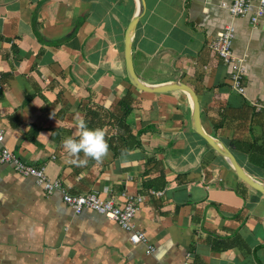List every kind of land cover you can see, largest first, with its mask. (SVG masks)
Returning a JSON list of instances; mask_svg holds the SVG:
<instances>
[{"label":"crops","instance_id":"obj_1","mask_svg":"<svg viewBox=\"0 0 264 264\" xmlns=\"http://www.w3.org/2000/svg\"><path fill=\"white\" fill-rule=\"evenodd\" d=\"M144 3L135 74L189 85L203 130L264 183V111L252 106L264 105V17L231 16L230 0ZM138 9L137 0H0V150L44 166L72 195L142 196L132 224L146 237L132 243L117 222L75 213L60 190L0 163V264H264V194L193 130L184 91L144 92L127 79L124 35ZM228 25L245 58L244 96L206 45ZM81 117L111 133L99 165L76 167L63 148Z\"/></svg>","mask_w":264,"mask_h":264},{"label":"built area","instance_id":"obj_2","mask_svg":"<svg viewBox=\"0 0 264 264\" xmlns=\"http://www.w3.org/2000/svg\"><path fill=\"white\" fill-rule=\"evenodd\" d=\"M228 11L231 16H248L252 24L256 23L260 17H264V0H230ZM235 33L231 25H228L216 32L207 42L209 51L229 68V84L233 91L244 96L245 88L243 84L244 61L243 56L238 57L233 53V39ZM0 84V88H1ZM252 106L256 111L263 110L264 105L254 101ZM2 134L0 132V141ZM0 163H11L16 171L25 176L34 177L35 181L51 193L60 190L63 201L69 205L75 213H80L83 209H92L103 215L106 219L117 222L129 233V240L132 243L145 242L146 237L143 231L135 229L132 219L138 209L142 196H129L123 203H118L112 198H103L94 192H84L76 195L69 194L66 188L58 179H49L44 172V166L36 167L26 163L19 157L9 152L6 148L0 150ZM159 195L161 191H152ZM180 264H190L184 260Z\"/></svg>","mask_w":264,"mask_h":264},{"label":"water","instance_id":"obj_3","mask_svg":"<svg viewBox=\"0 0 264 264\" xmlns=\"http://www.w3.org/2000/svg\"><path fill=\"white\" fill-rule=\"evenodd\" d=\"M139 9L138 12L132 17L127 28L125 30L124 35V60H125V69L126 76L131 85L135 88L144 91V92H167L174 90L184 91L192 101V118L191 124L193 130L199 134L218 154L224 157L231 167L234 169L236 175L248 186L251 188L261 192L264 194V183L256 180L252 176H250L237 162L234 155L225 147V145L207 134L200 123V108L197 95L195 91L187 84L183 82H170L165 84L152 85L147 84L141 81L138 76L135 74L133 64H132V54H131V41L134 30L139 19L142 17L145 11V3L144 0H137Z\"/></svg>","mask_w":264,"mask_h":264},{"label":"clouds","instance_id":"obj_4","mask_svg":"<svg viewBox=\"0 0 264 264\" xmlns=\"http://www.w3.org/2000/svg\"><path fill=\"white\" fill-rule=\"evenodd\" d=\"M76 124L78 139L68 137L63 141V148L70 157V163L76 167H86L89 159L98 165L103 163L109 154V130L106 127L90 129L83 117L79 118ZM81 153L84 159L80 158Z\"/></svg>","mask_w":264,"mask_h":264},{"label":"trees","instance_id":"obj_5","mask_svg":"<svg viewBox=\"0 0 264 264\" xmlns=\"http://www.w3.org/2000/svg\"><path fill=\"white\" fill-rule=\"evenodd\" d=\"M126 110H128V108H126Z\"/></svg>","mask_w":264,"mask_h":264}]
</instances>
